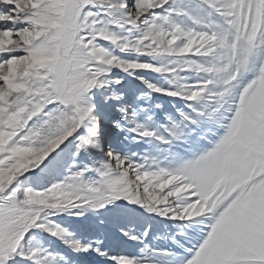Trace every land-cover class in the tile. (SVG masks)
Wrapping results in <instances>:
<instances>
[{"label":"snow or ice","instance_id":"snow-or-ice-1","mask_svg":"<svg viewBox=\"0 0 264 264\" xmlns=\"http://www.w3.org/2000/svg\"><path fill=\"white\" fill-rule=\"evenodd\" d=\"M0 264H264V0H0Z\"/></svg>","mask_w":264,"mask_h":264},{"label":"bare ground","instance_id":"bare-ground-1","mask_svg":"<svg viewBox=\"0 0 264 264\" xmlns=\"http://www.w3.org/2000/svg\"><path fill=\"white\" fill-rule=\"evenodd\" d=\"M178 230L179 229L177 227H175V226H173L171 224H169L168 228H164L162 225L154 226V231L151 234V236L149 237V240H151L152 236L159 235L161 237V239L158 240V241H154L153 242V246L154 247H161V248L174 247V245L172 244L171 239H165V237L176 233ZM125 247L127 248L128 251H131V252L135 253L139 246L138 245H129V246H125Z\"/></svg>","mask_w":264,"mask_h":264},{"label":"rangeland","instance_id":"rangeland-1","mask_svg":"<svg viewBox=\"0 0 264 264\" xmlns=\"http://www.w3.org/2000/svg\"><path fill=\"white\" fill-rule=\"evenodd\" d=\"M103 43H105L106 45L108 44V42H103ZM26 175H28V174H26ZM21 179L23 180L24 179V177H21ZM64 216H66V218H67V220H69V221H72V220H75V219H77V218H75V217H71V216H67V214H63ZM45 236H47L48 234L47 233H45L44 234Z\"/></svg>","mask_w":264,"mask_h":264}]
</instances>
